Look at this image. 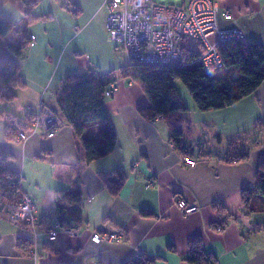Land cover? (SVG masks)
Returning a JSON list of instances; mask_svg holds the SVG:
<instances>
[{
	"label": "crops",
	"instance_id": "0c3cea01",
	"mask_svg": "<svg viewBox=\"0 0 264 264\" xmlns=\"http://www.w3.org/2000/svg\"><path fill=\"white\" fill-rule=\"evenodd\" d=\"M216 2L231 15L229 21L218 17L219 27L240 30L243 42L257 44L264 51V0ZM104 3L39 0L32 10L34 20L26 24L19 0H0V13L15 25L0 37V63L13 61L26 83L24 89L13 90V102L0 104V155H6L5 166L20 177V191L33 201L38 218L34 239L29 227L0 217V264H128L143 257L153 258V264H191L187 256L194 241L214 257L215 264H264V199L254 197L248 206L240 199L241 191L252 187L256 167L264 160V80L230 107L199 112L190 104L192 115L184 114L194 125L212 129L220 147L224 139H240L257 125L259 136L248 157L240 161L228 162L238 154L226 158V151L212 155L198 150L195 154V146L189 154L177 151L169 142L163 119L153 122L139 115L138 108L148 104V99L142 86L130 80L118 78L117 91L105 100L116 145L98 160H83L72 128L52 111L65 74L91 67L115 74L128 64L123 50L108 37ZM25 39L24 55H12L8 46H19ZM41 108L59 119L54 135L36 131L18 141L25 116L37 115ZM191 135L184 140L187 146ZM183 157L192 158L195 166H185ZM118 169L126 180L112 196L101 174ZM78 177L82 185L80 228L59 229L50 243L44 232L57 216L58 191ZM176 199L197 210L182 214L174 206ZM218 225H223L221 231ZM96 232L114 233L120 240L96 243L92 240ZM25 240L23 252L19 243Z\"/></svg>",
	"mask_w": 264,
	"mask_h": 264
},
{
	"label": "trees",
	"instance_id": "16d2710c",
	"mask_svg": "<svg viewBox=\"0 0 264 264\" xmlns=\"http://www.w3.org/2000/svg\"><path fill=\"white\" fill-rule=\"evenodd\" d=\"M23 6L25 23L29 24L32 10L39 0H19ZM216 1V0H214ZM7 17L0 13V37H4L14 28ZM184 41L181 45V65L156 66L131 62L113 72L103 73L97 68H88L82 72L65 74L56 93L53 112L60 114L79 141L86 163L109 155L116 145V133L105 106V91L116 84L118 78L130 80L142 86L148 104L138 108L139 115L148 121L163 119L169 128V142L182 154L190 153L185 144L191 132L189 122L183 116L188 107L182 101L175 81L180 80L190 93L194 106L199 112L221 110L234 105L251 95L264 80V51L254 43L228 40L217 45V51L223 67L216 73L204 71L198 56L202 48L197 44ZM28 45L25 39L19 46H8L9 52L22 57ZM26 83L19 73L18 66L5 59L0 63V104L15 100L14 89H24ZM37 115L28 113L25 118L24 131L29 130L31 122ZM13 121H17L12 117ZM10 126V125H8ZM96 131L92 132V127ZM91 133H90V132ZM237 141V142H236ZM239 139L230 144H237ZM232 152L226 151L227 156ZM246 152L229 158L227 161L245 160ZM6 155H0V198L10 205H15L22 196L20 177L5 166ZM106 188L112 196H116L124 184L126 177L122 170H114L110 175L101 174ZM78 177L71 185L58 191L55 201L57 216L54 224L65 231H76L82 222V192ZM254 197L264 199V160L260 161L253 176L251 188L241 191L243 206H248ZM224 213V212H223ZM142 214L147 215L144 211ZM227 217H230L229 215ZM25 227L27 225L22 224ZM221 231L223 225H218ZM264 231V227H263ZM27 241H20L19 246L26 251ZM187 261L191 264H215L213 256L203 251L199 241L190 244ZM153 258H141L128 264H153Z\"/></svg>",
	"mask_w": 264,
	"mask_h": 264
},
{
	"label": "built area",
	"instance_id": "2783aa9c",
	"mask_svg": "<svg viewBox=\"0 0 264 264\" xmlns=\"http://www.w3.org/2000/svg\"><path fill=\"white\" fill-rule=\"evenodd\" d=\"M108 16L106 28L109 39L120 47L128 61L146 65L176 66L181 65V45L184 41L201 46L202 51L197 61L208 74L218 72L222 60L217 45L228 40L243 41V33L236 28H220L218 17L231 20L228 10H221L214 0H189L179 6L156 4L152 0H105ZM117 91V85H110L105 91V98H111ZM159 119H156L157 121ZM59 119L47 108H41L27 131H18L16 139L24 141L30 133L42 131L47 137L54 135ZM185 166L194 167L196 162L183 157ZM174 206L182 214L189 215L197 207L187 205L176 199ZM0 217L14 224L27 225L37 237L38 218L35 205L27 196L20 197L15 205H10L0 198ZM59 228L52 223L44 232L48 242H54ZM96 243L101 241H119L114 233L96 232L92 235ZM35 256V250L32 253Z\"/></svg>",
	"mask_w": 264,
	"mask_h": 264
},
{
	"label": "rangeland",
	"instance_id": "374dc122",
	"mask_svg": "<svg viewBox=\"0 0 264 264\" xmlns=\"http://www.w3.org/2000/svg\"><path fill=\"white\" fill-rule=\"evenodd\" d=\"M152 1L156 4L179 6V5H182L183 3H187L189 0H152ZM105 11H106V17H107L108 11H107V9H105ZM57 37H59V35H57ZM190 43H193V42H190ZM193 44H195V43H193ZM193 44H190V45L195 47V45H193ZM118 53L120 54L119 58H121L122 62H124V60H125L124 56H122V54L120 52H118ZM115 74L117 75L116 72H115ZM175 87H176L182 101L188 107L189 112L187 111L186 113L189 115H192L193 110L190 109L189 106H191L190 104L194 105V102H193L192 97H191L190 93L188 92L187 88L185 87V85L180 80L175 81ZM194 110H195V108H194ZM183 116L185 118L186 117L188 118V116H185L184 114H183ZM59 118L63 119L61 116H59ZM188 122H189L188 127L191 130V132H193V134L191 135L190 141H187V144L190 148H192L193 146L197 147L195 154L198 153V150H202V152H205V153L206 152L212 153V155H215V154L220 155L224 151L232 152V154H241L244 152H246V153L249 152V154H250V151L253 148L252 147L253 142L259 136V131L257 129L258 127L256 125V126H254V128L249 129V131H247V133H245L244 136H239L240 139L236 145L230 144L231 139L229 141L224 139V143L222 144L223 146L220 147L218 140H217V137L212 136V129H210V130L206 129V127L204 125H194L193 123H191L190 120H188ZM233 139H235V138H233ZM261 142H263V140ZM199 148H201V149H199Z\"/></svg>",
	"mask_w": 264,
	"mask_h": 264
}]
</instances>
